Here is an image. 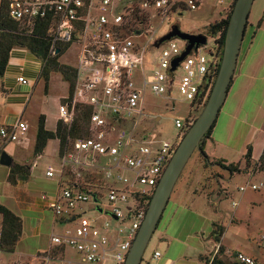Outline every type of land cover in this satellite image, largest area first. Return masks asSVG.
Returning a JSON list of instances; mask_svg holds the SVG:
<instances>
[{"label":"built area","instance_id":"built-area-1","mask_svg":"<svg viewBox=\"0 0 264 264\" xmlns=\"http://www.w3.org/2000/svg\"><path fill=\"white\" fill-rule=\"evenodd\" d=\"M5 2L10 18L16 22L32 25L41 19L51 21L54 28L52 54H57L61 45L78 46L71 105L59 104L58 114L59 120L70 124L76 104L90 107L89 136L74 141L73 150L60 159L61 167L63 170L71 164L79 165L74 153L94 156L101 162L105 179L112 184L105 187L107 211L100 202V195L89 189L67 187L55 195H40L44 207L63 221L66 228L60 234L51 235L49 250L39 255L35 264H124L146 213L138 207L133 195L143 197L155 190L186 125L184 120H175L180 133L173 140L156 141L146 137L137 140L136 128L145 117V93L149 90L154 97L172 101L176 90L189 105L211 80L217 59L214 46L207 40L205 45L192 49L171 71L172 61L184 52L186 42L173 38L158 49L154 44L174 16L198 10L203 0ZM217 2L220 4L222 0ZM170 29L171 26L167 33ZM178 69L183 73L181 77L176 75ZM17 82L28 83L23 78H18ZM28 130V125L22 121L0 127V146L18 142ZM253 174L248 173L247 188L255 192L263 184H252ZM46 176H54L51 167ZM245 190L246 187L240 188L241 192ZM90 201L96 205L97 212L101 209L99 213L111 219L85 217L81 207ZM258 244L264 251V236L259 238ZM67 249L73 251L74 257L66 258ZM218 252L219 247H215L214 256L207 264L212 263ZM159 256V253L154 254V258ZM234 261L236 264H264V257L236 252Z\"/></svg>","mask_w":264,"mask_h":264},{"label":"crops","instance_id":"crops-1","mask_svg":"<svg viewBox=\"0 0 264 264\" xmlns=\"http://www.w3.org/2000/svg\"><path fill=\"white\" fill-rule=\"evenodd\" d=\"M41 71L42 63L39 59L24 49H15L10 54L6 71L0 80V127L13 125L18 121L26 123L29 127L25 137L4 147V151L8 152V149H11L16 156L24 150H30L34 144L35 135L32 145L27 142L32 117H36L37 123L38 117L44 115L45 128L49 131L55 130L59 120L57 112H47L41 103V97L45 98L50 95L53 78L50 79L47 96H44L45 93L40 96L44 92L43 82L40 79ZM18 78H23L28 83L20 84L17 82ZM61 98L66 97L65 95L60 96L58 100L60 101ZM52 141L57 142L58 146L57 140ZM249 145L252 147V159L258 160L264 149L263 14L242 43L226 100L212 129L211 138L206 141L204 149L209 159L239 163L243 167V157ZM56 153H58V148ZM8 154L12 155L9 152ZM236 156L240 157L237 161H235ZM17 163H23V161ZM32 166L29 180L19 182L14 187L15 201L12 206L0 203L9 208L22 221V236L14 253H11L16 259L7 261L5 264L37 263V257L49 250L51 235L60 234L66 228L63 221L56 219L39 200L41 194L55 195L61 189L67 188L68 184L63 181V170L59 180L54 183L50 179L55 175L46 176L48 169L52 168L48 165L45 171L48 190L38 193L30 187L34 180ZM66 169L70 170L68 167ZM195 173L196 169L186 177L173 200L170 196L158 226L147 245L141 264H207L214 256L215 247H221L222 251L216 256L223 263H235L234 258L232 263L226 261L230 250L223 244L224 234L219 243H215L210 236L213 224H222L211 214L205 215L196 210L193 213L189 208L190 203H195L201 197L207 198V202L203 201L202 206H213L211 202L213 196L207 197L206 193H199L196 189V183L193 182ZM246 175L249 177L248 174ZM7 176L8 172L6 181ZM217 189L227 194V190L220 184ZM155 253H159L160 256L154 258ZM253 257L262 258L264 255Z\"/></svg>","mask_w":264,"mask_h":264},{"label":"rangeland","instance_id":"rangeland-1","mask_svg":"<svg viewBox=\"0 0 264 264\" xmlns=\"http://www.w3.org/2000/svg\"><path fill=\"white\" fill-rule=\"evenodd\" d=\"M232 2L233 0H222L219 4L217 0H203L198 10L186 11L181 17L174 16L171 19V23L175 21L176 25H178L183 32L204 35L206 31L205 27L225 17L224 12L228 11V7ZM263 9L264 0H254L249 14L244 40L249 35L251 28H255L257 25L258 18L262 17ZM171 23L169 22V25ZM169 28L170 26L164 27L161 36L165 35ZM77 53L78 46L71 45L60 58V62L72 67H77ZM182 74L181 70L178 69L176 72L177 77H181ZM51 77L53 78L51 79L50 95L45 98L41 97L42 99L40 100L47 112L55 111L58 113V106L62 104L63 100L62 98L60 101L58 99L60 96H68V84L64 82L60 74H53ZM43 94L44 92L40 96H43ZM44 96L47 95L44 94ZM172 98V101H168L154 97L149 90L146 91L144 102L145 117L136 128L135 137L137 140L143 137L156 141L173 140L179 135L180 131L175 127V120H184L187 117L189 105L187 102L181 100L176 90H174ZM200 110L201 107L192 108L188 120L191 122V120L197 118L202 111ZM30 124L31 127L27 142L32 145L36 131V117L31 118ZM48 127H50V125H48ZM50 128H52V126ZM33 145L30 150H24L17 156L11 149H8V152L12 154L10 156L13 158L14 164L15 162L23 161V163L19 164L33 165L32 175L34 180L33 183L30 184V187L40 193L48 190L45 182V180H47L45 176L47 166L51 165L54 170L55 176L50 179L54 183L58 181L59 176L62 175V167L60 166L61 161L58 158V153H56L58 148L57 142L50 141L44 154L37 158L33 155ZM198 153V151H195L188 160L176 182L171 200L174 199L177 190L185 182L186 177L191 171L196 169L193 178V182L196 183V189L199 190V193H206L207 197L209 195L213 196V200L211 201L213 206H202L203 201L207 202V198L201 197V199H198L195 203H190L191 206H189V208L193 213L196 210V212L199 211L205 215H213L215 220L224 226L225 233L223 236V244L230 250L226 261L232 263L234 252H241L250 256L264 255V251L258 246L259 238L264 236V172L255 171L251 177L252 179L250 181L252 184H263L259 190L254 192L250 188H247L250 183V178L246 174L250 172V169L241 175H234L230 178L228 172L218 167L203 169ZM74 155H76L79 165H68L67 167L70 170H67L65 167L63 169V181L66 182L65 184H73L75 182L86 183V189L96 191L100 195V202L107 211V189H105V187H109L112 184L105 179L103 170L101 169V162L95 160L94 156H84L76 153H74ZM239 158L236 156L235 161ZM7 172V168L0 167V203L6 206H12L15 201L14 187L16 185L12 186L6 181ZM125 174L131 176L129 172ZM219 184L227 190V194L217 189ZM102 187H104V189H102ZM241 187H246V190L241 192ZM233 203H236V206H233ZM81 209H83L82 213L85 212L83 215L87 218L98 217L101 221L111 219L109 216L97 212L96 205L93 201L82 206ZM71 257H74V253L67 249L66 258ZM13 259H16L13 254H0L1 264H5V262H9Z\"/></svg>","mask_w":264,"mask_h":264},{"label":"trees","instance_id":"trees-1","mask_svg":"<svg viewBox=\"0 0 264 264\" xmlns=\"http://www.w3.org/2000/svg\"><path fill=\"white\" fill-rule=\"evenodd\" d=\"M236 0H233L228 7V11L225 17L221 18L217 22L211 23L205 27V36L208 42L214 46L216 51V61L213 65V74L209 83L204 87L203 92L199 94L192 103L189 104V111L187 117L184 119L185 124H188L181 131L179 139L175 142L174 150L177 145L193 124L195 119L188 120L190 117V111L192 108L201 107V110L205 106L217 73L219 70L225 34L229 22V18L234 7ZM264 15V12H263ZM259 21L258 25L260 24ZM53 25L49 19H41L33 23L32 25H26L20 22H16L10 18L8 14V5L5 0L0 3V80L2 79L10 58V54L15 49H24L34 55L42 63V71L40 79L43 82L44 93L47 94L49 89V83L53 74H60L68 84V96L62 100V103H69L71 105L74 87L76 83L77 70L75 67L66 65L60 62V58L66 53L71 44L59 46L58 53L52 54L50 49L52 45V32ZM72 108V107H71ZM74 116L70 124L63 123L58 120L54 131H49L45 128V117L40 115L36 123V134L33 145V155L40 156L43 154L49 141H58V158L61 159L67 152L73 150V143L78 138H87L89 136V117L92 109L87 106L76 104L73 107ZM200 110V111H201ZM214 127V126H213ZM212 127V129H213ZM212 129L209 130L200 144V163L202 168L218 167L230 174V176L242 174L250 169V172L260 171L264 172V149L258 160L252 159V147L249 145L246 149V153L243 157V167L239 163H227L221 159H209L204 152L205 143L211 138ZM5 146H0V154L4 151ZM252 164V165H251ZM249 173V172H248ZM31 175V166L25 164L16 163L8 169L7 182L15 186L19 182H27ZM68 188L71 189H86V183L75 182L68 184ZM104 187H102L103 189ZM154 191L152 190L149 195L139 197L133 195V199L138 204V207L144 209L146 212L151 197ZM0 251L3 253H14L16 245L22 236V221L14 214L9 208L0 204ZM225 228L219 224H213V230L210 234L215 243H219L224 234ZM222 251L219 247V252ZM211 264H225L217 256L213 259ZM236 264V263H234Z\"/></svg>","mask_w":264,"mask_h":264},{"label":"water","instance_id":"water-1","mask_svg":"<svg viewBox=\"0 0 264 264\" xmlns=\"http://www.w3.org/2000/svg\"><path fill=\"white\" fill-rule=\"evenodd\" d=\"M253 2L254 0L235 1L225 34L219 70L207 102L177 145L158 181L146 210L144 221L137 232L124 264H141L147 245L158 226L179 176L192 154L195 151H200L202 139L216 122L232 82ZM173 38H179L186 42V47L184 52L172 61L171 71L176 69L179 62L192 49H197L207 43L205 35L183 32L178 26H173L168 33L156 41L154 47L158 49L161 44ZM13 164L12 157L3 151L0 154V166L9 169ZM98 211L101 212V209Z\"/></svg>","mask_w":264,"mask_h":264},{"label":"flooded vegetation","instance_id":"flooded-vegetation-1","mask_svg":"<svg viewBox=\"0 0 264 264\" xmlns=\"http://www.w3.org/2000/svg\"><path fill=\"white\" fill-rule=\"evenodd\" d=\"M170 23H171V21H170ZM170 26H171V28L173 27V26H178V25H176V23H175V21H173L171 24H170ZM179 27V26H178ZM188 124H186L185 126H187Z\"/></svg>","mask_w":264,"mask_h":264}]
</instances>
